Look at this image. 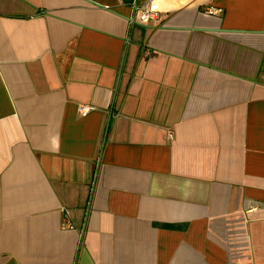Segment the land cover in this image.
<instances>
[{
  "label": "crops",
  "instance_id": "0c3cea01",
  "mask_svg": "<svg viewBox=\"0 0 264 264\" xmlns=\"http://www.w3.org/2000/svg\"><path fill=\"white\" fill-rule=\"evenodd\" d=\"M0 264H264V0H0Z\"/></svg>",
  "mask_w": 264,
  "mask_h": 264
},
{
  "label": "built area",
  "instance_id": "2783aa9c",
  "mask_svg": "<svg viewBox=\"0 0 264 264\" xmlns=\"http://www.w3.org/2000/svg\"><path fill=\"white\" fill-rule=\"evenodd\" d=\"M134 10H136V6L134 5ZM158 14L157 6L154 3H149L146 7L141 9L138 13V22L142 25L148 24L149 22L156 19ZM150 54L148 51H142V57H148ZM92 108L87 106H81L78 108V114L81 117L86 116ZM62 228L70 229L72 226L70 224H63Z\"/></svg>",
  "mask_w": 264,
  "mask_h": 264
}]
</instances>
